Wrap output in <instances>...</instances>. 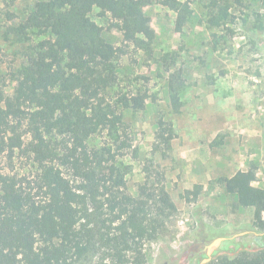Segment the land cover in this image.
I'll return each instance as SVG.
<instances>
[{
    "label": "trees",
    "instance_id": "obj_1",
    "mask_svg": "<svg viewBox=\"0 0 264 264\" xmlns=\"http://www.w3.org/2000/svg\"><path fill=\"white\" fill-rule=\"evenodd\" d=\"M155 1L178 13L182 31L191 9L181 0H42L16 27L43 39L16 74L13 93L0 88V264H140L149 244L172 234L179 208L164 174L148 168L134 195L119 162L120 149L130 146L120 136L122 109H143L147 94L123 95L122 108L108 99L125 46L153 55L157 33L144 7ZM96 8L110 14L109 28L125 46L108 41L92 18ZM254 28L264 30V22ZM183 84L181 71L172 72L176 113ZM165 124L159 135L170 146L173 130ZM105 131L111 143L91 144ZM18 156L30 159L29 175L5 170L4 160ZM256 180L252 164L227 178L226 190L264 229V188ZM207 264H264V247Z\"/></svg>",
    "mask_w": 264,
    "mask_h": 264
},
{
    "label": "rangeland",
    "instance_id": "obj_2",
    "mask_svg": "<svg viewBox=\"0 0 264 264\" xmlns=\"http://www.w3.org/2000/svg\"><path fill=\"white\" fill-rule=\"evenodd\" d=\"M38 1L0 0V88L9 94L27 55L43 39L16 31ZM181 1L191 9L182 31L174 10L158 1L144 7L157 33L152 56L126 47L122 34L109 28L110 14L102 16L99 8L92 13L108 41L128 50L116 61L118 83L108 99L122 108L123 95L147 94L143 109H122L120 136L130 146L120 149L119 162L129 171L127 191L137 195L151 168L164 174L179 208L170 223L172 234L149 244L140 264H164L202 237L208 244L228 237L221 249L235 244L216 258L256 251V238L264 237V229L254 225L253 209L236 207L225 182L256 164L254 184L264 188V30L254 28L264 22V0ZM178 71L184 81L180 113L173 110L169 89V78ZM161 120L172 126L170 146L160 139ZM110 136L97 134L91 144L111 143ZM4 165L20 175L34 170L26 156L13 164L4 160Z\"/></svg>",
    "mask_w": 264,
    "mask_h": 264
},
{
    "label": "flooded vegetation",
    "instance_id": "obj_3",
    "mask_svg": "<svg viewBox=\"0 0 264 264\" xmlns=\"http://www.w3.org/2000/svg\"><path fill=\"white\" fill-rule=\"evenodd\" d=\"M225 238V240L220 242L218 247H215L212 252L208 254L207 250L199 245L201 242H206L208 244L207 240L202 237L200 240H196L182 248L181 254L178 257L170 258V260H167L164 264H207L215 259L218 253L227 252L229 248L235 247V244L230 242L228 249H221L226 241H230L228 237ZM256 240L259 243L258 248H262L264 246V237H257Z\"/></svg>",
    "mask_w": 264,
    "mask_h": 264
},
{
    "label": "water",
    "instance_id": "obj_4",
    "mask_svg": "<svg viewBox=\"0 0 264 264\" xmlns=\"http://www.w3.org/2000/svg\"><path fill=\"white\" fill-rule=\"evenodd\" d=\"M225 239H226L225 237H222V238L215 240L212 244H207L206 242H201L199 245L201 247H204L207 250L208 254H210L211 249H214L217 244H220V242L225 240Z\"/></svg>",
    "mask_w": 264,
    "mask_h": 264
}]
</instances>
